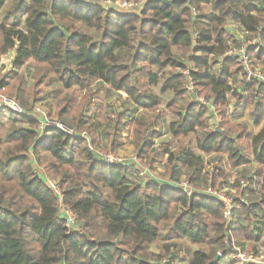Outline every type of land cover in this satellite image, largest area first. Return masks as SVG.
<instances>
[{"label": "trees", "instance_id": "trees-1", "mask_svg": "<svg viewBox=\"0 0 264 264\" xmlns=\"http://www.w3.org/2000/svg\"><path fill=\"white\" fill-rule=\"evenodd\" d=\"M97 1L11 0L6 11L11 24L0 27V56L15 54L13 69L0 79V93L14 95L22 105L40 98L43 76L27 88L16 73L30 60L45 64L62 88L107 84L142 111L121 126L131 125L139 162L150 168L159 153L153 123L161 111L160 94L187 95L182 105L167 106L174 115L167 131L179 137L200 130L195 148L212 158L187 144L165 148L164 175L248 197L234 199L229 233L222 201L142 183L133 165L101 160L85 138L55 129L39 135L35 120L0 108V264H222L236 251L231 237L238 246L253 240L252 226L264 213V124L249 132V123L259 126L264 118V82L247 83L242 66L223 56L229 46L257 37L261 42L247 52L264 73V0H146L133 12ZM5 2L0 0V12ZM230 23L241 39L226 30ZM10 76L16 79L8 88ZM196 97L215 107L216 127L209 126L212 112ZM89 98L79 101L74 123L88 130L95 146L84 113ZM231 104L245 107L247 120L233 122ZM69 106L60 101L57 114L63 116ZM122 114L116 115L114 135L120 133ZM251 160L256 166L241 189ZM239 167V176L228 182ZM45 178L55 182L59 194ZM62 207L75 217L73 229L60 216ZM183 239L200 248H186L188 257L182 256ZM156 242L157 252L151 249Z\"/></svg>", "mask_w": 264, "mask_h": 264}, {"label": "rangeland", "instance_id": "rangeland-1", "mask_svg": "<svg viewBox=\"0 0 264 264\" xmlns=\"http://www.w3.org/2000/svg\"><path fill=\"white\" fill-rule=\"evenodd\" d=\"M10 1L11 0H6L5 5L3 6L0 12V27L3 25L11 24V18L6 16V11L11 3ZM19 27H23L22 23L19 24ZM90 34L92 36H97V33L94 30H91ZM12 51L14 50H10L6 54L0 56V79H2L7 72L13 69L11 64ZM16 73L17 75H21L23 77L24 81L26 82L27 88H29V86L34 82L35 77L39 75L43 76V84L40 86V98L36 101H30L27 105L24 106L28 107L31 104L37 103L41 105L51 117L63 121L75 127L76 129L77 126L74 123V113H77L76 106L78 105L81 99L83 100L89 96V101L91 103L87 106V109L84 113L87 119L86 127H89L92 131V134L96 136V147H94L98 149V151L102 154L109 153L115 157L122 158L123 162H125V165L129 161H133V158H135L137 162L140 161L138 155L136 154L135 146L133 144L134 138L131 131V125L127 124L121 126V124L132 120L134 117L138 116L142 111L140 109H134L129 104L124 93L114 90L107 84H102L96 81L92 82L89 86L84 88H80L77 86L67 89L62 88L60 87L59 81L56 79L53 73L48 71L45 64L37 63L33 60L28 61L23 67L17 68ZM16 76H10L6 79V81L8 82V88H10L15 82ZM153 89L156 92H159L160 90L159 87H154ZM4 94L14 96L8 92ZM160 96L161 104L160 106H158V109L161 111H159V116L156 119L155 123H153V128L158 132V136H156L154 139V146L158 149L159 153L156 154V162L151 166V168L147 164H141L142 166H147L150 169L151 173L150 178L145 175L142 179H140L142 183H147V181L149 182V180H157L158 182H161V179H169L167 176L164 175L163 164L166 159V156L162 154V151L165 148L176 149L180 144H187L189 146H192L195 153L202 155L203 157H205V159L209 160L212 158V156H204L195 148V139L197 134L200 133V130L195 133H191L187 136L179 137H173L167 131V123L174 118V115H172V113L167 109V106L173 103H176L177 105H182L183 100H187L189 97L185 95L183 99L174 98L170 92L162 93L160 94ZM62 100H67L70 106L69 111L63 116H60L56 112V105ZM154 110L155 109L147 111V113L152 114ZM246 110L247 109L245 107H236L231 104L229 108V113L232 116L231 120L233 122L247 120ZM119 112L123 113L122 122L119 123V127L121 130L118 135H114L112 131L114 130L116 115ZM213 119L214 118L208 119L209 126H211V128L216 127L219 123H216V121H214ZM262 124H264V118L261 121V125ZM257 127L259 126H255L249 123V132H251L252 134L253 132H255ZM80 131H85L91 142L92 135L88 132V130L85 129ZM114 139H116V143L111 148V143ZM252 164L254 165L253 160H251V163L245 167V170H247L248 172L245 178H243V180L246 179L248 175L253 172L254 168L250 166ZM240 169L241 167L233 171V176L229 179L228 182H232L236 177L239 176L238 171H240ZM207 186L209 185L203 184L196 187L203 188ZM214 189L219 190L220 194L224 196L226 195L229 197H234V195L237 194V192H234V190L229 191L228 188L216 187ZM247 193L249 194V190H247ZM256 195H258V192L256 193ZM247 197L248 195L246 196V198ZM254 229H256L257 241L254 242L253 240H245L242 246H240L239 248L247 254L251 253L252 256L257 259L256 262H249V264H264V224L262 226H257ZM181 243L182 251L180 252V254L182 256L185 255V257H188L186 253V248L190 249L191 251L200 248V245L193 244L184 239ZM159 246L160 242H156L152 244L151 249L157 252L159 251ZM30 253L31 255L36 256V252L34 254L30 250ZM178 264L182 263L178 262ZM222 264H235V261L233 260V257H231L223 259Z\"/></svg>", "mask_w": 264, "mask_h": 264}, {"label": "built area", "instance_id": "built-area-1", "mask_svg": "<svg viewBox=\"0 0 264 264\" xmlns=\"http://www.w3.org/2000/svg\"><path fill=\"white\" fill-rule=\"evenodd\" d=\"M145 2L146 0H98L97 1V3L104 8H116L126 12H131V11L133 12L140 10ZM262 29H264V25L262 26ZM258 42H261V39L257 37L250 39L248 42H245V40L240 41L236 46H229L223 55L225 57H230L236 60L242 66V68L245 71V80L247 83H250L253 80L264 82L263 70L259 67V65L253 63L251 55L247 52V49L249 47H255ZM186 88L189 91H192L193 87L190 82L186 84ZM195 99L199 101L200 104H204L205 106L210 108L209 110L212 111L214 110V106L212 105V103L206 101L203 97H196ZM0 108L10 109L19 115L35 120L37 122L36 130L38 131L39 135H41L46 129H55L62 131L70 136L85 138L88 142L89 149L98 158L110 164L125 165V162H123L122 158L115 157L109 153L102 154L101 152H99L98 149H96L94 145L90 142L89 137L85 131H80L63 121L51 117L45 111V109L37 103L31 104L27 107L19 103V101L14 96H9L7 94L0 93ZM127 164L133 165L136 168L137 175L140 179H142L145 175L149 178L151 177L150 169L147 166H142L139 162L136 161L135 158H133V161H129ZM154 181L158 182L157 180H152V181L149 180V182H154ZM45 182L54 191L55 194H59V190L52 179L45 178ZM159 183L174 186L187 195H192V194L204 195L222 201L225 205L223 215L226 219L229 233H231L230 231L231 210L234 199H239L243 202H246L245 199L246 193L245 192L242 193V191L237 192V194L234 195V197H229L220 194L219 190L214 189L211 186H207L203 188L194 187L186 179H181L180 181L177 182L171 179H161V182ZM247 184H248L247 180H241L240 181L241 189L244 188L246 189ZM60 216L64 218L65 225L69 229H73L75 227V222H76L75 217L68 209L62 207L60 209ZM231 241L234 249L236 250L233 255V260L235 261V264H247L249 262H256L257 259L254 256H252L251 253L247 254L239 248L240 246L236 244L233 237H231ZM217 256L222 257L223 253L218 251Z\"/></svg>", "mask_w": 264, "mask_h": 264}, {"label": "crops", "instance_id": "crops-1", "mask_svg": "<svg viewBox=\"0 0 264 264\" xmlns=\"http://www.w3.org/2000/svg\"><path fill=\"white\" fill-rule=\"evenodd\" d=\"M116 9V8H115ZM226 30L231 34V35H234L235 36V39H241L242 38V32L241 31H239L238 30V27H237V25L236 24H234V23H230V24H228L227 25V27H226ZM242 40H244V39H242ZM14 54H15V52L14 51H12V58H13V56H14ZM11 58V59H12ZM210 109V108H209ZM211 112H212V116H211V118H214L213 120L214 121H216V123L219 121V119H218V117L216 116V115H214V111H212V110H210ZM247 111V110H246ZM240 116V115H239ZM239 119V118H238ZM261 125V124H260ZM260 125H259V127H260ZM259 127H257V129L255 130V132H253L252 134H255L257 131H258V129H259ZM254 162V165L252 164V165H250V166H252L253 168H255V166H256V162L255 161H253ZM253 173V172H252ZM260 216H261V219H260V221L258 222V223H255L253 226H252V229H253V232H254V239H253V241L254 242H256L257 241V237H256V229H254V228H256L257 226H262L263 224H264V213H261L260 214ZM258 230V229H257ZM260 239V238H259Z\"/></svg>", "mask_w": 264, "mask_h": 264}, {"label": "water", "instance_id": "water-1", "mask_svg": "<svg viewBox=\"0 0 264 264\" xmlns=\"http://www.w3.org/2000/svg\"><path fill=\"white\" fill-rule=\"evenodd\" d=\"M167 2H170V1H167Z\"/></svg>", "mask_w": 264, "mask_h": 264}]
</instances>
